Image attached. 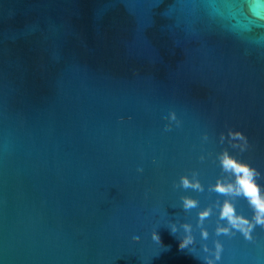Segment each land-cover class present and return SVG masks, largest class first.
Masks as SVG:
<instances>
[{
	"label": "water",
	"instance_id": "1",
	"mask_svg": "<svg viewBox=\"0 0 264 264\" xmlns=\"http://www.w3.org/2000/svg\"><path fill=\"white\" fill-rule=\"evenodd\" d=\"M258 198L264 0H0V264H264Z\"/></svg>",
	"mask_w": 264,
	"mask_h": 264
},
{
	"label": "clouds",
	"instance_id": "2",
	"mask_svg": "<svg viewBox=\"0 0 264 264\" xmlns=\"http://www.w3.org/2000/svg\"><path fill=\"white\" fill-rule=\"evenodd\" d=\"M171 118L175 119V116L173 115ZM234 167H236L237 172H244L247 170V165H244V164H237V165H234ZM138 171H140V169H138ZM179 186L185 189L187 188L198 189L200 187V185L194 179H190L189 176L187 175L181 176L179 178ZM216 190H218L221 193L225 191L223 187H218ZM181 201H182V208L184 210L192 209L197 206V201L187 196L182 197ZM252 204H253L255 211L264 213V200H260L258 198L254 200ZM208 215H209L208 209H205L200 213L201 219H203L204 217H207ZM221 219L226 221V223L223 225H219L217 227L216 233L218 235L228 234L231 231H238L244 236L246 240L252 239L251 230L253 228V225L250 223V221L247 218L238 216L235 213L233 207L229 203H225L223 205L222 210H221ZM255 219H256V224L264 225V216L258 215L256 216ZM183 230L186 233H189L191 230V225L184 224ZM171 231L175 233L177 229L171 227ZM154 238L159 240L157 233H155ZM187 246L188 245L185 243V238H182L180 247L186 248ZM214 247H215L214 258L208 257L207 260H202L203 264H216V261L220 260V252L223 246L218 241H214ZM204 251L207 252L209 251V249L204 248Z\"/></svg>",
	"mask_w": 264,
	"mask_h": 264
},
{
	"label": "snow or ice",
	"instance_id": "3",
	"mask_svg": "<svg viewBox=\"0 0 264 264\" xmlns=\"http://www.w3.org/2000/svg\"><path fill=\"white\" fill-rule=\"evenodd\" d=\"M241 183L245 186L246 189L249 190V192H253L252 187L247 183V181L242 180Z\"/></svg>",
	"mask_w": 264,
	"mask_h": 264
}]
</instances>
